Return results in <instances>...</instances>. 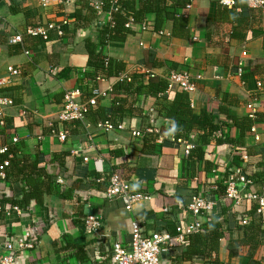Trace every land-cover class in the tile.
Masks as SVG:
<instances>
[{"label": "crops", "instance_id": "0c3cea01", "mask_svg": "<svg viewBox=\"0 0 264 264\" xmlns=\"http://www.w3.org/2000/svg\"><path fill=\"white\" fill-rule=\"evenodd\" d=\"M98 1L68 0L67 3H59L49 0L47 6H42L40 0H0V79L5 77L8 66L17 67L20 71L12 78L13 87L17 89L14 92L17 103L5 110L10 125L0 130V133L13 132L8 137L0 134V146L3 142L10 143L11 137L16 136L15 144L22 145L24 150V153L17 152V157H27L36 150L45 156L70 152L65 160L68 180L60 179L53 195L44 196L42 204L32 203L24 211H0V255L4 243L12 244L15 264H77L73 256L76 246H83L89 264L108 262L115 242L125 246L129 244L130 222L134 218L149 231L160 232H173L177 225H188L193 221L184 205L190 201L184 190L192 181L196 182V178L188 180L187 187L184 186V180L188 178L184 160L186 147L191 149L197 144V134L193 132L187 141L174 140L171 121L157 118L153 109L159 103L155 95L135 104L136 113L124 121L125 130L105 132L87 126L84 132L75 134L72 127L67 129L68 137L64 142L48 133L50 125L56 130H65L57 122L65 93L77 90L82 95L93 87V83L85 78L88 57L84 41L90 38L97 42L95 25L107 23L106 16L95 14L91 8V4ZM83 5L89 6L92 12L85 8L81 10L83 19L80 23L83 26L76 29L71 25L74 12ZM181 13L187 22V38L172 36L171 20H166L162 29L155 33L152 26L154 16L148 15L145 18L146 30L142 31L140 24L134 25L123 42L108 43L102 53L155 77L165 78L170 71L179 70L192 78H199L196 91L189 95L192 112L197 116L212 112L214 124L218 126L225 121L230 124L227 118L246 116V104L254 103L261 121L252 127L254 132L245 135L243 145L249 159L243 166L244 173L253 181L251 191H261L264 186L256 177L264 173V68L255 74L245 70L242 77L237 76V71L240 62L245 65L262 60V41L260 38L248 42L232 38L233 24L225 19L226 14L216 0H190V7ZM66 16L72 22L63 30L62 36L54 31L47 41H42L24 34L27 27L56 24ZM255 27L256 22L253 29ZM15 35H22V43L7 44L8 38ZM243 52L246 53L245 58L242 57ZM258 79L263 82L262 89L255 87ZM106 86V83H98L99 88ZM112 99L113 96L106 97L97 104L106 116L112 114ZM220 107L223 112L219 111ZM140 111L143 116L152 114L149 129L143 130L145 123ZM133 132L139 135L134 136ZM230 132L232 136L235 133L234 130ZM145 138H148L145 147L156 145L154 153L141 151ZM206 152L205 158L218 169L216 173L206 175L209 184L205 191L211 200L217 201V184L223 185L234 153L228 144L217 145L213 137L208 139ZM112 173L126 181L132 191L149 194L150 200L138 203L133 213H128L119 201L105 199L108 182L105 178ZM63 191H70L72 200L63 199ZM5 192H9L8 184ZM78 197L81 201L84 197L88 200L81 206L76 202ZM222 205L223 201L216 202L212 214H219ZM239 207L229 208L222 216L226 236L220 241L219 264H255L243 246L231 247L230 255L228 243L243 237V231L236 222ZM91 212L98 214L100 230L96 235L81 236L83 217L80 213L85 216ZM255 221H261L264 229V218ZM26 241L34 245L30 253L29 250L18 249V244ZM261 243V248L255 253L260 258L258 264H264V238ZM180 247L177 245L162 252V264H203L200 257H194L191 263L178 259L173 249Z\"/></svg>", "mask_w": 264, "mask_h": 264}, {"label": "trees", "instance_id": "16d2710c", "mask_svg": "<svg viewBox=\"0 0 264 264\" xmlns=\"http://www.w3.org/2000/svg\"><path fill=\"white\" fill-rule=\"evenodd\" d=\"M109 1L110 0H103L105 4L102 10L104 12L110 10L111 4ZM189 4L190 0H118V11L111 13L112 24L98 22L96 25H101L100 27L95 25V30L98 32L97 42H92L90 38L84 41V47L88 57V70L85 72V78L93 83L92 88L98 86L96 82L97 78H103L106 80V84H111L113 91L112 114L106 116L103 108L97 105L98 101L95 106L88 108L87 113L84 115L83 122L79 120H70L62 122L61 126L63 127L62 129H65L63 131L67 134V129L72 127L73 130H75L72 133L76 134L84 132L87 126L96 128L97 124L106 122L114 127H118L124 124L127 117L134 116L136 113L134 106L137 102L148 98V96L155 95L159 103H156L153 109L156 112L157 118L160 117L163 120L171 121V130L174 140L187 141L193 132L197 134V144L191 148L184 160L185 170L188 171V178H185L184 186L187 187L188 180L196 178V182L192 181L190 187L184 190L189 194L190 201L193 196L211 200V197H208L206 195L207 191H205V186L209 184L206 181V175L211 172L213 173V171L216 173L218 166L205 158V156H207L206 148L208 139L213 137L217 145L228 144L231 147L234 154L229 168L226 170L227 174H225L223 179V185L217 184V191H215L216 202H219L225 197L224 181L227 179L228 175L233 173V170L237 168L242 169L244 172L243 164H245V162L242 161L241 158L246 156L249 159V155L247 149L243 145V141L245 135L251 133L254 124L261 121L258 110L255 119L249 118L247 113L244 117L227 118V121H231L230 124L225 121V123H221L219 126L215 125V116L212 112H203L198 116L194 115L191 109L189 94L179 90L168 91L165 78L155 77L142 71L140 68H130L121 60L109 58L102 53V49L105 48L108 43H121L126 39V36L132 32V29H126L124 27L129 16H131L133 23L136 25L144 23L146 16L153 15L154 19L152 26L155 33L162 29L166 20H171L172 36L178 39L187 38V22L181 12L185 10L186 6ZM83 8L88 12H92L89 6L84 5L80 9L75 10L74 22L71 25H74L76 29L79 26H83L80 23L81 19H83V13L81 11ZM221 8H223L226 14L225 19L233 24L231 33L232 38L244 42L260 38L262 41V60L251 61L245 64L242 69L243 75L245 70L246 72H252L254 74L261 71L264 68V17H262L257 10L250 9L246 0H234V6L231 9L225 7ZM255 22L257 23V27L253 29V24ZM35 26L37 25L31 27ZM104 60H107V64L104 63ZM123 74H126L127 77L121 78ZM257 82H260L263 86L261 79H258L255 82V87ZM13 86L14 84L12 82L0 86V95L11 99L12 106H15L18 99L14 95L17 89ZM89 93L90 92L82 94L80 101L86 102L90 96ZM219 111L223 112V108L220 107ZM140 117L145 123L143 130L149 129V121L152 114L143 116L140 111ZM2 120L4 125L0 126V130L7 129L10 124L6 113ZM16 120L15 118L14 122ZM47 129L49 135L52 136V127H47ZM230 130L235 131L233 136ZM12 132L13 131L7 130L0 134H3L4 137H8ZM216 133H219L220 136L216 137ZM67 137L68 135L65 140H67ZM147 140L148 138L143 140L141 151L144 153H154L156 145L153 143L151 145L152 148L145 147L148 142ZM11 143V141L8 144H4L3 142L0 146V149L3 147L6 148V152L0 155V159L8 161V166L4 169V177L0 178V211H10L14 208L24 211L28 209L32 203L42 204L44 196L53 195L56 192V187L58 186L57 182L60 179L61 181L68 180V177L65 176V160L70 152L61 151L45 156L40 153V150H36L27 157L21 158L17 157V152L24 153L22 145ZM110 175L105 178L107 181ZM256 178V180L262 182L264 186V173L258 174ZM7 184L9 185V192L6 193ZM15 187H18L15 190L16 192L14 191ZM69 193L71 192L63 191L61 196L65 200H72ZM87 200V197H84L83 201L78 197L76 202L83 206L82 204L87 202ZM189 203L184 204L185 208H187ZM250 203L251 201L244 199L241 201L240 207L237 206L240 208V211L237 213L236 222L243 231V237L237 241H230L228 244L230 246V255L232 253L231 247L243 246L247 249V255L254 259L255 264H258L260 258H258L255 253L261 248V239L264 238V229L262 228L261 221L258 223L255 220H263L264 213L257 214L256 205ZM175 204H177V202ZM233 206V202L229 200L223 201L219 214H212V211L203 213L200 216V228L198 232L185 235L183 244L180 245L181 247L179 249H173V252L177 253V255L175 254L176 257L185 263H191L194 257H200L203 259V264H219V245L220 241L226 236L222 216ZM80 215L81 218L84 217L82 213H80ZM250 218L251 221L249 220ZM245 220H247V223L243 224ZM178 226L179 225L176 227ZM176 227L173 232L162 231V233H167L174 238L176 235ZM83 235L84 230L82 229L81 236ZM67 249H69L68 246ZM74 249L73 256L77 261L76 263L89 264L83 246H76ZM33 250L34 245L28 252L30 253Z\"/></svg>", "mask_w": 264, "mask_h": 264}, {"label": "built area", "instance_id": "2783aa9c", "mask_svg": "<svg viewBox=\"0 0 264 264\" xmlns=\"http://www.w3.org/2000/svg\"><path fill=\"white\" fill-rule=\"evenodd\" d=\"M59 3H67L68 0H56ZM118 0H110L111 4L110 10L104 12L102 10L105 2L99 0L98 2L91 4V8L95 11L97 15H104L107 18V23L112 24V12H117L119 7L117 5ZM216 2L227 9H231L234 6V0H216ZM42 6H47L49 0H40ZM246 3L250 9L257 10L262 17H264V0H246ZM190 7V4L186 8ZM71 19L69 17H64L58 23H46L37 25L35 27H27L25 29V35L32 39H40L42 41H47L49 34L51 32L58 33L59 36L63 35V30L70 26ZM133 20L131 16L127 18L124 25L126 29H133ZM141 30L144 31L148 28L147 23L140 24ZM160 34H162L160 32ZM22 35H15L7 40V44L16 45L22 43ZM196 41V39H194ZM140 46L142 44L140 43ZM2 44L0 42V51ZM29 55L28 52H25ZM242 57H246V53H242ZM107 64V60H104ZM244 63L240 62L238 66L237 76L242 77ZM6 75L4 78L0 79V86L11 83L12 78L20 74L19 68L14 66H8L5 69ZM126 74H123L121 78H126ZM165 80L167 82L168 91L179 90L186 92L189 95L196 91V81L199 78H192L188 73L179 70H172L166 76ZM97 83H106L103 78H97ZM242 85L244 83L242 82ZM257 89H262L263 86L260 82L256 83ZM90 96L86 102H81L79 100V91H68L65 93L63 98V103L61 106L60 113L57 118V122L62 123L70 120H82L84 115L87 113L88 108L95 106L100 99L112 96V86L107 84L105 88H99L98 86L92 88L90 91ZM12 106V101L9 98L0 95V126H3V118L5 117V110L7 107ZM246 109L248 111V117L251 119L256 118L257 108L254 103L249 102L246 104ZM51 135L55 137L58 141L64 142L67 136L65 131L56 130L52 125ZM97 130L111 132L114 130H125V126L120 125L118 127L112 126L110 123H99L96 126ZM150 132V130H148ZM254 132V129H251ZM134 136H138V133H132ZM216 136H220L216 133ZM258 140V137H254ZM180 141V140H179ZM11 142L16 143L17 137H11ZM190 147H186L185 155L187 156ZM6 152V148L0 149V155ZM242 161L247 162L248 158L243 156ZM84 161H87L85 158ZM8 166L7 160L0 159V178L4 177V169ZM215 173V171H213ZM225 185V197L221 201H231L234 204V208L239 206L242 200L251 201L256 205V213H264V187L261 191L254 192L251 191L253 181L249 179L242 169L237 168L233 170V173L229 174L227 179L224 181ZM104 197L108 200H117L122 205L126 212L133 213L135 206L140 202H145L150 200V195L147 193H139L131 190L130 185L122 180L117 173H112L107 182V187L104 191ZM216 204L214 200H208L205 198L193 196L186 211L193 218L191 224L178 226L175 229L176 235L172 238L167 233H162L160 231H149L144 227L138 219H133L130 222V241L127 246L122 243L115 242L112 246L111 255L109 256L108 262H92L90 264H162L161 253L174 248L177 245L183 244V239L185 235H191L197 233L200 228V216L208 211H212ZM88 208V204L85 205ZM14 210H18L15 209ZM167 212V210H164ZM247 220L243 222L246 224ZM100 218L96 212L86 213L83 217V230L84 234L87 236L96 235L100 230ZM33 244L31 242H20L18 244V249L31 250ZM2 254L0 255V264H15L14 247L12 244L4 243L2 245Z\"/></svg>", "mask_w": 264, "mask_h": 264}, {"label": "water", "instance_id": "95a60500", "mask_svg": "<svg viewBox=\"0 0 264 264\" xmlns=\"http://www.w3.org/2000/svg\"><path fill=\"white\" fill-rule=\"evenodd\" d=\"M100 25H101V24H98V25H96V26L100 27Z\"/></svg>", "mask_w": 264, "mask_h": 264}]
</instances>
